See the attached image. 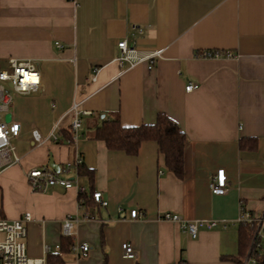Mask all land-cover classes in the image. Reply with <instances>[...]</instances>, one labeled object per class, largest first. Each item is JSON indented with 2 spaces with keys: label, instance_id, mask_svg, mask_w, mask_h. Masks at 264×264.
I'll list each match as a JSON object with an SVG mask.
<instances>
[{
  "label": "crops",
  "instance_id": "0c3cea01",
  "mask_svg": "<svg viewBox=\"0 0 264 264\" xmlns=\"http://www.w3.org/2000/svg\"><path fill=\"white\" fill-rule=\"evenodd\" d=\"M123 39L138 47L133 66L116 59ZM155 50L162 56L149 68L144 58ZM203 50L237 56L201 57ZM10 57L33 60L41 72L38 91L10 87L13 101L4 114L20 124L12 143L21 160L0 173V216L31 213L28 256L50 253L46 264L58 256L63 264H238L240 213L264 212V0H0V71L10 69ZM189 83L198 87L187 90ZM75 103L86 112L77 137ZM159 112L186 133L182 178L167 168L155 141L130 155L93 138L116 114L136 126L154 122ZM57 123L59 140L36 144L32 131L47 137ZM67 131L71 142H61ZM77 153L83 170L61 176L76 178L89 197L101 191L106 206L87 204L77 188H31L30 169L51 158L61 166ZM220 168L226 194L210 188ZM134 208L140 217H131ZM164 212L219 223L194 238L163 219ZM68 216L76 219L74 245H90L86 256L63 242ZM126 241L135 258L123 256Z\"/></svg>",
  "mask_w": 264,
  "mask_h": 264
},
{
  "label": "built area",
  "instance_id": "2783aa9c",
  "mask_svg": "<svg viewBox=\"0 0 264 264\" xmlns=\"http://www.w3.org/2000/svg\"><path fill=\"white\" fill-rule=\"evenodd\" d=\"M57 45L60 46V43L57 42ZM118 46L120 54L116 58L117 61L122 65L124 62H129L133 66L137 62L138 47L130 45L127 39L120 40ZM198 55L201 57L237 56L229 50H203L198 52ZM161 56L162 52L155 50L145 57L144 60L149 62V68H152L154 62ZM8 60L10 69L0 71V173L4 166L18 163L21 160L12 143V138L20 133V124L12 120L6 121L4 117L13 101L11 90L27 94L38 91L41 85V72L33 60L18 59L16 57H10ZM93 79H95V76ZM196 87H198L197 84L189 83L186 89L193 90ZM72 110L74 111V118L71 123V132L73 137H77L81 127L80 115L86 112L78 109V103L74 104ZM57 127L58 123L47 137H43L39 130L34 129L32 137L36 144H44L50 139L57 142L59 140ZM82 163L83 158L77 153L74 160L65 162L58 171L50 165H44L30 169L26 176L34 191L44 192L51 187L61 186L65 189L77 188L79 194H81L85 191V188L78 184L76 178L63 177L61 173L78 172ZM210 188L214 194H226L228 192L229 186L224 168L218 169L216 174L211 177ZM93 199L102 206L108 204V201L103 199L101 191H94ZM130 214L132 218L141 216V212L137 208L132 209ZM161 217L178 223L182 230L187 231L194 238L198 236L201 229H212L219 223L216 219L187 220L181 214L175 212H164ZM31 220L32 215L30 212L24 213L17 219H8L0 216V264H46L45 256L32 258L27 254V223ZM75 220L73 216H68L64 220L63 231L65 235H73L72 227ZM238 221L239 223H247L252 231L250 247L246 257L243 259V264H257V256L264 251V212L256 215L251 211L242 209ZM223 226H226V224ZM74 249L81 256H86L90 250V245L87 242H81L75 245ZM122 250L123 256L127 258H135L137 255L136 249L131 242H123ZM48 251L49 247H45V253Z\"/></svg>",
  "mask_w": 264,
  "mask_h": 264
},
{
  "label": "trees",
  "instance_id": "16d2710c",
  "mask_svg": "<svg viewBox=\"0 0 264 264\" xmlns=\"http://www.w3.org/2000/svg\"><path fill=\"white\" fill-rule=\"evenodd\" d=\"M60 139L61 142L68 140L71 142V132H66ZM93 138L103 140L109 149L122 150L130 155H136L139 152L141 144L146 140L155 141L160 153L164 155L165 163L170 171H173L178 177L182 178L185 173L186 161V133L164 112H159L156 120L152 123H143L136 126H126L122 124L119 114L113 118L106 119L96 128ZM245 138L241 139V147L244 146ZM84 163L79 166L80 172L83 170ZM94 192V191H93ZM93 192L89 197L86 193L79 195L80 199L85 198L87 204L93 200ZM92 198V199H91ZM251 227L247 223H240V244L242 248V258L238 259V264H243V259L248 253L251 243ZM63 242L67 246L74 248L72 236L64 235ZM53 258L48 253L47 262ZM61 256L56 257L55 264H63ZM179 264H186L180 261ZM257 264H264V251L257 256Z\"/></svg>",
  "mask_w": 264,
  "mask_h": 264
},
{
  "label": "water",
  "instance_id": "95a60500",
  "mask_svg": "<svg viewBox=\"0 0 264 264\" xmlns=\"http://www.w3.org/2000/svg\"><path fill=\"white\" fill-rule=\"evenodd\" d=\"M5 120H6V121H11V120H12V117H11V114H10V113H7V114L5 115ZM49 165H50L53 169H55V170H57V171H58L59 168H60V165H59V164H56V163L54 162L53 158L50 159Z\"/></svg>",
  "mask_w": 264,
  "mask_h": 264
}]
</instances>
